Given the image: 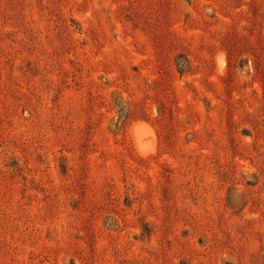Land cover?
<instances>
[{
	"label": "rangeland",
	"instance_id": "rangeland-1",
	"mask_svg": "<svg viewBox=\"0 0 264 264\" xmlns=\"http://www.w3.org/2000/svg\"><path fill=\"white\" fill-rule=\"evenodd\" d=\"M0 264H264V0H0Z\"/></svg>",
	"mask_w": 264,
	"mask_h": 264
}]
</instances>
